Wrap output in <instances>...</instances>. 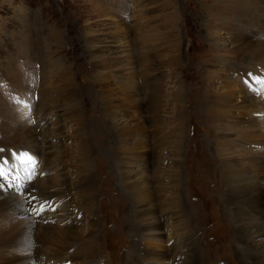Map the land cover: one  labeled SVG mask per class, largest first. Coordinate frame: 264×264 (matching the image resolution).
Here are the masks:
<instances>
[{
    "label": "rangeland",
    "instance_id": "374dc122",
    "mask_svg": "<svg viewBox=\"0 0 264 264\" xmlns=\"http://www.w3.org/2000/svg\"><path fill=\"white\" fill-rule=\"evenodd\" d=\"M166 1L0 0V155H5L4 150L9 147L26 149L37 154L36 166L49 171L48 174L42 171L40 177L37 176L24 189L20 184L11 187L0 184V201L27 203L26 196L22 199L14 193L22 191L27 195L25 192L34 186L46 192L37 195L49 208H62L58 215L62 222L52 213L51 220L56 219L51 227L36 225L37 232L32 239L38 247L34 249L45 252L44 259L47 255L65 251L73 264H140L136 257L145 246L141 236L143 232L138 229L139 220L133 216L132 205L135 202L127 190L129 188L124 185V168L131 167L132 173L138 172L133 176L135 180L141 179L143 173L138 171V163L124 164L121 158L137 156L138 153L140 156L146 149L158 152L156 166L153 163L155 159L151 160L146 175L152 195L154 193L152 204L157 208L159 203L164 206L160 209L159 222L163 228L170 223L171 229L168 227L167 231H170V237L176 230L181 229L185 233L173 237L170 248L169 242L162 244L166 257L160 264H171L167 253L172 254L171 249L176 251L182 242L183 253L191 248L194 251L190 264H244L243 258L249 253L264 256V240L257 236H252L249 241L241 240L235 231L236 226L227 219L225 185L230 175L224 174L221 157L217 155L220 141L233 154L235 159L232 162L239 159L241 164L236 169L243 170L241 172L245 174L248 172L246 175L253 171L257 173L264 190V162L257 165L260 169L257 166L249 168V162L254 159L248 156L250 152L258 151L250 147L253 143L264 141V108L252 115L258 123L248 125V134L237 133L238 126L223 118L219 133H216L209 103L213 90H223L224 80H238L242 88L264 95V67H252L249 62L251 55L239 47V33L252 31L257 36L261 33L262 23L248 24L243 31L238 27L243 25L239 19L256 20L259 9L264 10V4L261 0L259 8L254 4L255 0H245L244 7L238 0H232L230 6L226 5L222 11L226 17L224 23L220 25L223 17L218 10L212 12L217 17L208 16L211 17L208 26L219 28L216 34L209 36L203 30L206 17L200 13L199 1L209 6L216 0H176V13L184 24H178L177 33H172L183 42L180 46L183 60L178 67L170 57H165L172 52L167 47L169 40H166L163 51L159 49L164 45L160 37L152 40L155 47L151 43L145 45L143 40V31L152 36L151 28L157 31L156 36L165 35L163 31L167 29V23L156 17L159 13L156 11ZM235 2L238 3L233 6ZM167 9L173 8L169 6ZM146 22L148 28H145ZM123 26L132 28L124 39L128 41L124 45L129 46H123L121 42L106 44L112 40L110 37H122ZM115 31L119 33L114 35ZM147 36L145 39L151 40ZM261 40L260 36L256 38L257 42ZM88 41L95 42L97 46L110 45L115 52L110 58L99 55L93 58L87 50ZM176 41L171 44L175 45ZM143 51L151 53L147 60H141ZM218 58L226 63L227 72L220 70ZM206 63L213 66L207 69L204 67ZM56 64L62 69L52 79ZM100 66L106 70L111 83L114 82L111 91L116 114L110 118L102 107L98 86L94 83ZM232 67L238 69L232 70ZM241 72L245 73L244 78L240 77ZM79 77L86 80H78ZM125 80H132L136 85L138 105L143 107V117L151 121L146 125L149 135L136 131L122 143L129 148L133 140L145 137L143 150L127 151L126 147L120 150V144L114 138V122L133 126L130 118L135 114L122 106V96L117 92L121 81ZM146 82L153 83L156 96L151 94V100L147 92L150 86L146 89ZM64 88L71 89L76 98V117L69 115L70 110L63 98ZM202 96L204 108L200 102ZM148 108H159L158 115L151 113L149 116L145 113ZM31 134L37 139L34 147L27 145V137ZM207 149L208 158L202 155ZM20 154L26 157L23 151ZM260 156L263 161L264 153ZM138 159L139 162L142 160L141 157ZM207 171L216 176L214 183L221 192L213 191ZM33 205L36 204L32 203L30 209ZM37 208L41 212V206ZM170 213H175L177 219L167 216ZM38 219L46 220L43 216ZM27 220L33 221L31 214ZM155 222L153 219L149 223L153 225ZM188 222L193 242H187L190 239V234L186 235L189 233ZM70 229L74 232L75 241L66 238V230ZM143 254L142 251V262L146 264L148 258ZM240 258L244 263H240ZM177 260L178 257L174 263ZM246 262L251 264L250 260ZM39 264H48V261L42 259ZM152 264L158 263L153 261Z\"/></svg>",
    "mask_w": 264,
    "mask_h": 264
},
{
    "label": "bare ground",
    "instance_id": "6f19581e",
    "mask_svg": "<svg viewBox=\"0 0 264 264\" xmlns=\"http://www.w3.org/2000/svg\"><path fill=\"white\" fill-rule=\"evenodd\" d=\"M231 1L232 0H216V1H214V5H209V6L204 5V3H202L203 1H199V5H201V9H200L201 12L200 13L202 14L203 18L206 17V21H205V23H203L204 24L203 30L208 33L207 35L212 36L213 34H216V32L218 31L217 29H219V28H216L213 26L212 27L208 26L210 23V20H211V17H208V16L212 15V17H217L215 14L212 13V12L217 11V10L219 11V15L220 14L222 15V11H223L224 7L226 5L230 6ZM238 2H239V4L241 3L242 6L244 5V7H245V3H246L245 0H238ZM238 2H235L233 4V6L236 5V3H238ZM262 3L264 4V0H262ZM254 4L258 5V7L260 8L261 0H258V2H257V0H255ZM169 6H171L173 9L168 10L167 8ZM176 8H177L176 0H167L166 2H163V5H161L160 7L157 8L158 10L156 11V14L158 12L159 13H158V16H156V17L158 19H162V22L167 23V26H166L167 29L166 30L164 29L165 31H163L165 33V35L163 34L162 36H156L157 31L151 28L153 34L151 32L150 33L152 34V36H147L146 32L143 31L144 32V34H143L144 39L143 40H144L145 45L147 43H151L154 46V42L152 40H154L155 37H157V38L160 37L164 41V45L163 46L161 45L159 48L161 50L166 47V42H167L166 40H169L167 42V43H169L167 47H169V49H171L172 52H168V53H170V55L165 56V57H167V58L170 57L171 60L176 62L178 67H181V63H182L181 60H183V57H182V53L180 56V46H181V44L183 46V42H181L180 38H178V40H177V37L176 36L174 37V34L172 35V33H174V32L177 33L176 28H177L178 24H180V26H184V24H183L182 19H180V15L178 13H176ZM233 9L234 8H231V10H233ZM163 11L167 12L166 15L163 14ZM228 12H229V10H228ZM258 14H259L258 17L257 18L255 17L256 20H254V21L252 19H248V20H250L248 22V21L244 20L243 18L239 19V22L243 25L238 26V27H240L239 31H243V30H245V26H248V24L253 25V23L257 22V21L262 23L261 28H260L261 33L258 34L257 36H255L256 34L252 33V31H250L251 33L250 32H245V33L243 32L242 35L239 33V35L241 36V38L239 40L241 42V43L239 42V47H242V51H244L245 53H249L251 55L249 62H250L252 67L253 66L254 67H256V66L264 67V10L259 9ZM222 17H223V19H220L221 20L220 25L222 23H224L225 19H226V17H224L223 15H222ZM158 26H160V25H157L156 27H158ZM219 27H221V26H219ZM145 28H148L147 22L145 24ZM123 30H124V32H121L122 37L121 36L117 37L115 35V33H119V32L115 31L113 33L115 36H113L111 34L113 36V37H110L112 40L107 41L110 43H106V44H115V43L121 42V43H123V46H129V44L124 45L126 42H128L127 40L125 41L124 39H126L125 37L127 36V34L132 31V28L127 29L126 27H124ZM220 30H221V28H220ZM110 33H112V32H110ZM198 33L199 32H197V34ZM169 35H171L172 37H169ZM146 36H147V38L151 37V40L150 39L146 40L145 39ZM258 36H260L262 38V40L259 42L256 41V38ZM173 38H175V39H173ZM173 40H175V41L177 40L175 45L171 44V42ZM94 43H91L88 41V45H87V50L90 53L89 55H91V57L93 56V58H97L98 55L99 56H107V58H110L109 56H111V54L115 52V51L113 52V47L112 48L109 47L110 45L108 46L105 44L103 46H101V45L97 46ZM98 43H100V42H98ZM213 44H214V42H213ZM156 46H158V45H156ZM177 49L179 50V53L175 54ZM239 50H240V48H239ZM158 52H156V53H158ZM143 54H144V56L141 58V60H143V59L147 60V56L149 53L147 51H143L142 55ZM113 56H114V54H113ZM100 62H101V60H100ZM217 62L219 63L220 70L223 73L228 71V69L226 68V65H225L226 63L224 62V60H222V58L221 59L218 58ZM102 64H103V62H102ZM56 65H57V67H55L54 73L51 75L52 79H54V77L56 76V72L59 73V71L62 69L59 64H56ZM211 66H213V65L212 64L208 65L206 63L204 67H207V69H208V67H211ZM230 69L237 70L238 68L232 67ZM239 74H240V77L244 78L245 73L241 72ZM69 77H70V74H69ZM223 77L226 78L227 76L224 74ZM240 79L241 78H239V81H240ZM78 80H86V79L84 77H79ZM237 81L236 80H232V81L224 80V83H223L224 85L221 86V89H223L222 91L219 92L218 90H216V91L210 90V91H212L211 95L209 97V98H211V101L209 102L211 104L210 113L214 116V120H215L214 124L216 125L215 129L217 130L216 133H219L218 129H220L219 124L222 123V118L225 119L226 121H230L233 124H236V126H238L237 127V129H238L237 133H240L242 135L248 134V132H249L248 125L258 123V121H257L258 119L254 118L252 115L256 112H261L263 110V108H264V95L261 96L256 92H253V91L250 92V90H248L246 88H242V86ZM230 82H231V84H230ZM94 83L98 86L97 93H98V96H100V100L102 102V107L104 108L105 113L108 115V118H110L111 115L116 114L115 105L113 103L114 102V99H113L114 93H113V91H111V87H113L112 83H114V82L111 83V79L109 76H107L106 70L100 66L99 74L95 78ZM148 86H150V91H149V89L147 90L148 97L151 100V98H152L151 94H154L155 96H156V94L153 90V83L152 82H146L145 88L147 89ZM79 87H81V86H79ZM119 87L120 88L117 90V92L120 94V96H122V103H121L122 106L127 107L126 109H130L135 114L133 116V118H130L133 121L132 127H130L126 123L119 124L118 122H114L115 130H116L114 138L118 142V144H120L119 149L122 150L124 147H126V144H124L122 142L123 141L125 142V138L127 136H129V137L132 136L134 132L139 131L140 133H144L143 135H146V136L149 135L147 130H146L147 129L146 125L151 120L147 121L143 117V107H140L141 106L140 104L138 105V102L140 100L137 102L138 98L135 97L136 93H138L137 87L134 83H132V80L121 81V86L119 85ZM113 90H114V88H113ZM200 91H202V89H200ZM202 92L204 93V91H202ZM63 93H64L63 98L66 100L67 107L70 110V114L69 113L68 114L76 117L78 115L77 114L78 108L76 105V98H74V94H73L72 90L68 89V88H64ZM75 97H76V95H75ZM202 98H203V96L200 99H202ZM236 99H239L238 102H235ZM195 102L198 106H200V104H198V99H195ZM200 102H201V106H203V99ZM39 103H41V102H39ZM149 103H150V101H149ZM207 107H209V106H207ZM203 108H204V106H203ZM118 109H120V108H118ZM159 110H160L159 108H148V109H145V111H146L145 113H148L149 116L151 113H153V115H158L157 113L159 112ZM57 114L60 115L59 113H57ZM68 114H67V116H68ZM126 114H127L126 118H128V116H129L128 112ZM246 117H249V118H246ZM27 132L30 133L29 130ZM250 133L252 134V131ZM33 137H34L33 134H31L27 137V145H29L30 147H34L36 144L37 139H34ZM144 138L143 137H141V139H138V138L135 139L134 138L135 140H133V142H131L129 148L126 147L127 151L133 150V149L134 150H143L141 148L144 147L143 144L146 142L144 140ZM248 138H249V136H248ZM153 143H154V141H153ZM253 144L254 145H251L250 147L253 146L252 148L258 149V151L257 152H250V154L247 152L249 154L248 156H250L252 159H254L253 162H249V168H255V166H257L258 164H263V162H264V160L262 161L261 160L262 158H260L261 157L260 155H262L264 153L263 152L264 141H259L258 143L256 142ZM227 148H228V146L226 144H223L220 141L217 144V150L219 152L217 155H220L219 157H221V161H222L221 163H222V166L224 169V174L230 175V178L227 180L226 185H225L227 205H228V207H227V217L228 218L227 219H230L231 222L233 223V225L236 226L235 231H237L239 238L241 240L249 241L252 236H257V237H260L261 239L264 240V190L262 189V184H260V180H259L260 177L258 178L257 173H255L254 171H253L254 174L252 172V174L249 173L250 175H246L248 173L247 169H245V171L247 170L246 174L244 172H241L243 170L240 171V170L236 169V167L241 163H240L238 158H236L237 160L235 162H232V160H234L235 158L233 159V156H232L233 154H231L230 149H227ZM260 149H262V150H260ZM207 151H208V149L204 150L202 152V155L204 157L208 158L210 155L207 153ZM23 152H25V151H23ZM118 154H119V152H118ZM157 154H158V152H156V151L151 152L150 150L146 149V150L142 151L140 156H138L139 155V153H138L137 156L135 155L136 157L135 156H128L127 157V155H126V157L123 156L121 158L124 160V162H123L124 164H128L129 162H130L129 164H131V163L137 164L138 163L139 167H140V169L138 171L141 170L142 173L144 174L143 175L141 173L142 178L135 180L134 175H137L138 172H135L133 170L134 172L132 173L131 167H125L124 168V170L126 172L124 174L125 175L124 185L126 188H129L127 190L131 193V199L133 200V202H135V204L132 205L133 216L137 220H139L140 225H139L138 229H139V231L143 232V234H141V236H142V241L144 242L145 246L142 248V250L140 248L139 249L141 252L143 251L144 252L143 255H145L148 258L146 264H152L153 261H157V263L160 264L161 260H163L166 257V255L164 253L165 248L162 246V244L164 242H165V244H167V242H169L168 248H170L173 244V237L185 234L184 231L180 229V231L176 230L175 234H173L172 237L168 236V233L170 232V231L167 232L168 227H169V230L171 229L170 223L168 224V226L166 223V227L163 228V226L161 225V223L159 222V219H158L159 216L161 215L160 209H162L164 206L162 203H159L158 208H157L155 205L152 204L154 193L152 195V191H151L152 187H151L150 183L148 184L149 181L147 179L149 177H148V175H146V169H147V166L149 165V162L151 160H154V159H155V161H153V163L156 166V163H157L156 160L158 158ZM140 157L142 160L139 162L138 158H140ZM23 158H25V157H23ZM0 161H5V160L0 159ZM4 164H6V163H4ZM257 168L260 169V167H258V166H257ZM249 171H251V169ZM153 172H155V170H153ZM208 173H209V177L211 178V182H212L213 187H214L213 191L214 192L217 191L218 193L221 192V190H220L219 186L216 184V182L214 183L216 176L212 175L210 172H208ZM86 177H88V174ZM16 184H18V183H16ZM35 188L36 187H34V186L30 187V189L25 192V194H28L26 196L27 197L26 198L27 203L19 204L17 202L6 203V202L0 201V264H39L42 261V259L44 262L48 261V264H73L72 259L70 258V256L65 251L55 252L56 254H53L50 256L47 255V257L45 256L46 257L45 259L43 257L45 255V252L41 251L39 248H37L35 251L34 247L36 248L38 246H36V244L32 238H33V234L37 232V226L36 225H39V224L42 226L44 225L47 228L52 226L51 223L45 224V223H43V221L37 222L36 220L38 218H35L36 220L33 219L32 222L27 220V218L29 217V214H31V212L33 214V215L31 214L32 217L33 216L38 217V214L40 212H38L37 206H36V208L31 210L30 205L32 203H35V198H38L37 194H45L46 193L40 189H35ZM33 189H35L37 193L33 192L32 191ZM87 194H89V193H87ZM223 202L226 203L225 200H223ZM181 207H182V205H181ZM167 216H170V218H172V219H177L175 213L167 214ZM153 219H156V222H155V224L151 225L152 223H149V222L152 221ZM184 230H185V228H184ZM188 230H189V233L185 230L187 232L186 235L190 234V236H189L190 239L187 242H190V240L193 242V238H192L193 234L191 233V230L189 227V222H188ZM66 238L71 240V241H75V236H74V232L72 229L66 230ZM88 243H90V242H88ZM181 244H182V246L180 245L179 247H177L176 251L174 249H171L172 254L167 253L168 263L170 261H171V264H190L191 263V259L194 258V255L192 254L194 251L191 248V249H188L189 252L183 253L182 252L183 247H184L183 242ZM193 246H195V245H193ZM141 252H140V255L137 256L136 258L140 264H144L142 262ZM59 256H60V258H58ZM176 257H178V260L174 263V259ZM55 258H58V259L54 261ZM243 259H245L246 264H247V262H246L247 260H250L251 264H264V256H260L259 253H249L246 256V258H243ZM76 262L80 263L77 261V259H76ZM242 262L243 261L240 258V263H242ZM82 264H84V263H82Z\"/></svg>",
    "mask_w": 264,
    "mask_h": 264
},
{
    "label": "snow or ice",
    "instance_id": "6c2138e0",
    "mask_svg": "<svg viewBox=\"0 0 264 264\" xmlns=\"http://www.w3.org/2000/svg\"><path fill=\"white\" fill-rule=\"evenodd\" d=\"M5 161H0V180H3L4 172H3V166Z\"/></svg>",
    "mask_w": 264,
    "mask_h": 264
}]
</instances>
